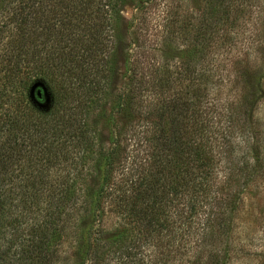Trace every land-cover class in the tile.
Returning a JSON list of instances; mask_svg holds the SVG:
<instances>
[{"label":"trees","instance_id":"1","mask_svg":"<svg viewBox=\"0 0 264 264\" xmlns=\"http://www.w3.org/2000/svg\"><path fill=\"white\" fill-rule=\"evenodd\" d=\"M183 1L0 0V264H145L142 247L150 264H226L244 250L234 221L243 188L264 174V132L255 161L235 165L234 114L200 106L215 82L209 56L240 19L264 50V0H208L197 11ZM129 5L168 9V39L186 52L174 69L156 67L153 98L118 101L151 127L101 142L92 118L104 113ZM39 82L46 106L31 95ZM237 83L256 91L250 72ZM111 215L123 222L110 227Z\"/></svg>","mask_w":264,"mask_h":264},{"label":"rangeland","instance_id":"2","mask_svg":"<svg viewBox=\"0 0 264 264\" xmlns=\"http://www.w3.org/2000/svg\"><path fill=\"white\" fill-rule=\"evenodd\" d=\"M207 1L184 0L183 3L197 11L203 9ZM163 10L155 5L147 9L129 5L124 11V37L121 42L119 38L115 39L118 55L116 61L111 62L114 72L108 78L104 113L100 114L99 111L98 115L92 118L101 142L115 139L122 127H151L152 121L148 118L144 120V115H137L130 106L124 115L119 113L118 101L123 98L128 106L140 94L144 99L145 95L153 98L156 86H153L152 77L156 67L160 66L161 72H164L167 67L174 69L179 66L184 59L186 46L182 40L170 42L167 36L174 16L168 9ZM245 21L246 18L240 19L239 26L230 31L233 41L213 48L214 54L209 56L212 63L207 66V74L210 71L211 74L215 73V82L213 85H204L205 96L202 97L200 106L201 110H208L210 115L214 111L218 113L223 110L234 114L235 124L241 127L243 132L241 137L237 135L242 150L233 154L235 165L238 166L247 160L255 161L254 144L261 136L260 132L262 131V136L264 132V50L253 40L257 35L255 32L254 35L251 33V26ZM189 36L191 44L193 34ZM245 71L252 74L256 86L252 96L240 91L236 86L237 81L242 84V73ZM221 164L224 165V161ZM218 169L222 176L223 168ZM243 190V208L236 215L234 224L237 230L235 233L243 239L244 250L235 249L230 252L226 264H264V174L255 177ZM109 217L110 227L123 222L115 215ZM138 251V255L145 259L144 263L150 264V259L154 256L152 249L142 247Z\"/></svg>","mask_w":264,"mask_h":264},{"label":"water","instance_id":"3","mask_svg":"<svg viewBox=\"0 0 264 264\" xmlns=\"http://www.w3.org/2000/svg\"><path fill=\"white\" fill-rule=\"evenodd\" d=\"M31 95L33 99L41 106H46L50 101V97L46 87L40 82L36 83L32 87Z\"/></svg>","mask_w":264,"mask_h":264}]
</instances>
